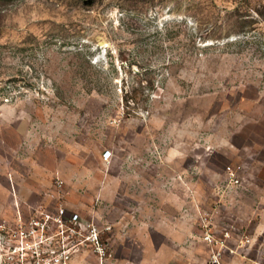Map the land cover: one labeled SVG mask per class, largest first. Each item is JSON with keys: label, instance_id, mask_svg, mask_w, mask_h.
I'll return each mask as SVG.
<instances>
[{"label": "rangeland", "instance_id": "rangeland-1", "mask_svg": "<svg viewBox=\"0 0 264 264\" xmlns=\"http://www.w3.org/2000/svg\"><path fill=\"white\" fill-rule=\"evenodd\" d=\"M263 195L264 0H0V264H103L123 211L135 259L205 264L204 218L259 224ZM60 207L101 249L33 229Z\"/></svg>", "mask_w": 264, "mask_h": 264}, {"label": "built area", "instance_id": "built-area-1", "mask_svg": "<svg viewBox=\"0 0 264 264\" xmlns=\"http://www.w3.org/2000/svg\"><path fill=\"white\" fill-rule=\"evenodd\" d=\"M236 183H239V181L236 180ZM56 184L59 188H62L64 182L58 180ZM50 222L61 228L72 225L74 234L87 231V241L100 246L98 249H101L100 229L93 222H85L80 214L69 213L64 207H60L54 216L45 215L41 221H35L33 229L45 230ZM201 226L202 242L209 249V258L205 264H229V261L234 260L254 261L256 264H264V232L260 234L256 231L251 232L248 227L233 217L225 219L224 222L213 223L209 214L204 218ZM106 230L109 231L110 228L107 227ZM39 253L38 248L34 253L26 249V260L29 259V256H32L39 263L41 259ZM252 255H255L256 258H252ZM67 260L68 258L64 256L57 258L60 263L68 264Z\"/></svg>", "mask_w": 264, "mask_h": 264}, {"label": "crops", "instance_id": "crops-1", "mask_svg": "<svg viewBox=\"0 0 264 264\" xmlns=\"http://www.w3.org/2000/svg\"><path fill=\"white\" fill-rule=\"evenodd\" d=\"M261 205L264 206V195L261 198ZM139 212L142 211V208H136ZM154 215L158 214L157 209L153 211L150 210ZM128 213L126 211H123V215L121 216V219L119 222L112 220V218H109L108 221V227L109 230V237L110 238V245L114 248L113 256L111 255L109 258L104 260L103 264H171V261H165L162 259H159V257L153 256V259H144L140 258L139 260L135 259L133 254L130 251V245L132 243H135L141 241V238L144 237V234L147 233L144 227H142L141 224V217L140 215H136L135 220L131 222V218L127 217ZM251 214V211H250ZM244 223L248 225L249 229L251 231H256L257 233H262L264 231V221L257 224L255 223V220L251 218H247L248 221H245ZM168 230L171 232V239L175 240V233H174V226L167 225ZM145 230V231H144ZM181 235H182V241H184L188 236V223L187 221L183 220L182 226H181ZM151 237L150 240H154L155 235L158 234V229L154 231V229L150 232ZM158 236V235H157ZM168 238V235H166ZM138 238V239H137ZM179 240V237H177ZM177 240V239H176ZM155 244V242L151 241V244ZM170 262V263H169Z\"/></svg>", "mask_w": 264, "mask_h": 264}]
</instances>
